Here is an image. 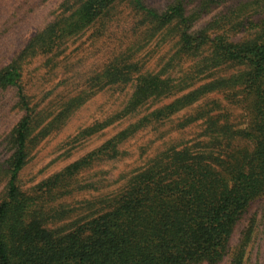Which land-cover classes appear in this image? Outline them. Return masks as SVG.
I'll list each match as a JSON object with an SVG mask.
<instances>
[{"label": "trees", "instance_id": "1", "mask_svg": "<svg viewBox=\"0 0 264 264\" xmlns=\"http://www.w3.org/2000/svg\"><path fill=\"white\" fill-rule=\"evenodd\" d=\"M231 1L172 0L157 8L149 0H64L61 12L0 67V93L12 89L23 112L4 166L0 264H219L226 257L229 264L249 263L250 247L263 236L257 233L264 226V202L242 227L238 244L232 248L230 243L237 225L264 199V0L235 7L228 6ZM120 5L140 18L139 37L115 52L58 111L41 107L52 92L34 101L24 83L27 64L39 59V69L53 72L68 44L93 27L104 28ZM215 7L223 9L196 29L195 23ZM239 33L243 36L234 39ZM154 40L174 41V52L151 72L139 54ZM115 87L131 91L123 108L86 132L128 120L126 125L33 192L26 191L20 175L31 149L97 93ZM211 95L243 103L245 125L235 123L228 106ZM199 120L203 131L192 143L168 144L109 183L104 171L95 181L91 175L78 182L96 163L126 155L122 146L136 134L169 126L162 138ZM122 179L117 189L101 193ZM87 189L98 196L74 223H62L74 209L44 203L46 196L56 200Z\"/></svg>", "mask_w": 264, "mask_h": 264}, {"label": "rangeland", "instance_id": "2", "mask_svg": "<svg viewBox=\"0 0 264 264\" xmlns=\"http://www.w3.org/2000/svg\"><path fill=\"white\" fill-rule=\"evenodd\" d=\"M169 1L172 0H149V3L157 8H163ZM248 1L252 0H235L229 2L228 6L235 7ZM63 2L64 0H0V67L18 55L29 39L61 12ZM222 9L223 7L213 8L195 23V28L199 29L214 20L215 15ZM114 16L104 28L93 27L82 37L70 42L53 72L47 73L44 69H39L41 64L39 59L27 64L24 83L28 91L34 95V101L37 102L44 98V94L52 92L42 100L41 107L48 106L49 111H58L64 101L86 86L92 74L99 71L115 52L122 51L129 42L139 37L140 18L126 5L118 6L114 11ZM242 36L243 34L239 33L233 38L240 39ZM173 52L174 41L158 43L154 40L145 46L139 57L145 63V69L155 72L160 70L164 61ZM130 93L131 91L125 88L105 89L75 110L60 130L50 133L35 148L31 149L30 160L20 175L22 187L26 191L33 192V188L41 186L45 179L98 148L121 130L128 120L104 130L100 129L93 134L86 132L89 127L103 122L120 111ZM211 97L220 98L223 104L228 106L231 119L240 126L245 125L247 112L243 109V103L230 102L228 104L223 95H211ZM16 101L15 92L12 89L0 93V200L3 198L7 183L4 166L13 151L12 131L23 116ZM164 102L165 100L161 103ZM161 103L147 107L151 110ZM185 113L187 110L179 113L177 117ZM202 121L199 120L184 129L167 133L162 138H159V135L169 126L158 131L140 132L123 144L122 148L126 151V155L115 161L104 160L96 163L91 170L85 171L78 177V182L89 181L91 175V181H95L100 178V172L104 171L108 172L105 176L109 183L110 179H117L120 174L131 173L142 166L147 158H152L164 150L168 144L192 143L203 131ZM143 152L144 155H141ZM97 173L99 176L94 177ZM124 180L113 183L109 188L101 189V193L117 189ZM96 196L98 192L87 189L56 200L46 196L44 203L55 208H65L66 211L74 209L71 217L62 221V223H74V220L83 218V215L88 213V205L95 200ZM263 202L264 199L255 202L243 218L244 220L237 225L230 243L232 248L239 242L242 227L255 216ZM62 223L58 222L57 225H64ZM71 226L73 227V224L62 227ZM263 232L262 224L257 233L259 237L263 234L262 240L258 238V242L255 241L252 248L250 247L251 259L248 264H264ZM219 264H229V258L226 257Z\"/></svg>", "mask_w": 264, "mask_h": 264}]
</instances>
